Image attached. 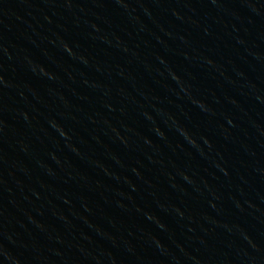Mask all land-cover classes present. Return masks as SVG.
I'll list each match as a JSON object with an SVG mask.
<instances>
[{
    "label": "water",
    "instance_id": "obj_1",
    "mask_svg": "<svg viewBox=\"0 0 264 264\" xmlns=\"http://www.w3.org/2000/svg\"><path fill=\"white\" fill-rule=\"evenodd\" d=\"M0 264H264V0H0Z\"/></svg>",
    "mask_w": 264,
    "mask_h": 264
}]
</instances>
